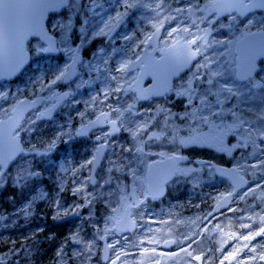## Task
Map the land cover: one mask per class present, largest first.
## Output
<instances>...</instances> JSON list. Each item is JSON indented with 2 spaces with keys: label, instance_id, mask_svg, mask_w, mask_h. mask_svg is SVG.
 Wrapping results in <instances>:
<instances>
[{
  "label": "snow or ice",
  "instance_id": "obj_1",
  "mask_svg": "<svg viewBox=\"0 0 264 264\" xmlns=\"http://www.w3.org/2000/svg\"><path fill=\"white\" fill-rule=\"evenodd\" d=\"M92 8L98 5V0H89ZM87 5L82 4L80 0H0V79L14 76L25 65L28 59V52L35 49L30 48L29 37H35L47 44V47L40 45L39 52L46 53L58 51L55 48V41L49 35L51 28H70L71 20L67 24H50L45 27V17L49 13H60L61 9L71 10L83 8ZM123 11L116 12L115 16H109L106 20H101L97 25L98 30L91 32L81 29V35H77L80 42L77 47L70 49L73 53L72 63L65 64L62 67L56 66L48 68L42 74L37 69L30 83L34 88L39 85V91L47 90L51 93L49 97H38L37 100L26 101L17 100L10 108L3 109L2 118H0V183H10L14 187L21 189L28 188L30 184L35 185L36 178L41 174L32 166L28 159L30 156L44 157L57 148L59 144L65 145V151L69 147H75V141L78 137L88 136L93 129L100 131V135L95 136L96 143L93 146L90 158L79 164V167L72 169L62 168V172L68 173L74 178L72 183V195L80 196V202L71 206H65L59 199V192L64 191L67 183L63 179L60 183L59 191L56 197L49 199L50 206L54 210L53 220H63L68 216L79 217L81 209H91V206L97 202H107L111 204L110 197L116 196L117 203L120 205L119 211L123 213L119 220L115 216H109L108 222H116L126 225L124 231L138 226L137 217L146 215L141 209L149 197L156 199L163 195V184L177 176H188L199 169H181L179 162L187 159L176 152L171 154L160 152L152 155H159L164 164L167 161L166 169L159 174H153L152 169L155 164L148 165L149 172L142 175L143 164L142 157L149 155L145 152L154 141H167L168 144L178 147H187L189 145L209 147L219 152L231 154L234 150L250 149L247 155L241 157L244 163H237L234 168L226 172L207 163L206 166L214 171H220L225 175L234 176L231 190L226 194H221L217 198V204L213 212H219L221 208H227L228 212L236 213L240 209L227 207L228 203L244 201L249 196H254L259 189L262 192L260 199L264 201V19L255 21L253 19L241 20L242 27H236L238 16L247 17L248 14H254L255 10H264V0H208V3L201 7L200 0H186V6L173 7L169 0H122ZM132 8H145L152 14L148 24L151 32H144L143 39L137 43L136 33L125 35L123 39L131 42L129 48L123 51L124 58L114 67L108 68V75L105 77L107 87L96 96L91 97L90 103L93 106V112L96 105L103 104L107 111L100 110V114L95 120H88L83 123L87 110L79 113L81 124L78 128H73L69 121L65 125L59 126L53 136L48 140H40L39 144H31L27 148L20 142V133L34 132L37 121L44 120L51 116L52 107H46L43 111L34 113V118L23 115L25 105L35 107L41 101L51 100L54 97L59 99L53 92V86L59 82L71 78L75 74V65L78 63L76 52L80 45L94 37H111V33L116 26L127 15L128 10ZM211 10L212 16L207 15ZM235 12L236 15H231ZM199 13V15H197ZM222 13H229L225 19H231L232 24H220L219 19L213 23V18ZM78 22L79 17H77ZM88 24L89 20L82 21ZM207 25L200 27V25ZM236 27L240 34L232 41H222L211 39L212 32L216 26ZM175 25V26H173ZM253 27L256 28L253 31ZM26 44L28 46H26ZM219 46H223L221 51ZM148 48L155 56L144 54V49ZM101 52L104 50L101 49ZM129 52L131 55H129ZM225 56L227 58H225ZM258 64L262 65L258 68ZM98 70V69H96ZM133 71L139 72V76L132 82L126 77ZM145 75L153 77L155 86L148 89L139 88V80ZM180 81L179 84L173 83V78ZM137 87H133V84ZM2 89V86H0ZM132 92L136 94V99L148 100L153 96L164 97L168 93L186 101L183 114H176L170 108L159 106L155 110L148 109L143 112L136 109L135 104L121 103L120 94ZM10 93L0 90V99L7 100ZM65 97L69 93L63 94ZM103 100H99L100 96ZM131 98V97H129ZM114 100L115 104L108 103ZM115 117V118H113ZM163 118V123L160 121ZM178 118L182 122L193 121L194 126H189L187 137L178 135L180 129H170V120ZM108 125V130H103V126ZM208 131H202L203 128ZM159 128V131L153 129ZM127 132L130 143L116 145L111 140L116 133ZM228 140L226 145L225 141ZM232 140H236L232 143ZM119 147V153L115 151ZM111 153L106 156L108 149ZM178 150V148H177ZM111 157V158H110ZM106 159L108 167L101 168L105 172L107 179H103L101 184L94 173L100 165L101 159ZM252 158V162L249 159ZM88 171L86 177L75 179L78 173ZM117 184L113 190V176ZM241 173L252 177V183L255 187L249 186L247 190L238 192V188H243L249 184V181L243 180ZM121 176L125 181L131 177L130 183L126 182L122 186L119 184ZM242 181V182H241ZM91 185L92 190L89 191ZM96 189H101L97 192ZM35 191V188H32ZM107 193V194H105ZM47 193H40L39 198L45 199ZM32 200H29L19 211L25 216L32 214ZM117 208H112L116 213ZM264 211V210H262ZM213 212H209L201 220L211 222L209 217L215 219ZM92 212L89 211V217ZM240 222V228L247 229L246 235L233 233L230 239L237 243H245L233 248L227 252L223 245L218 249H208L207 252L199 251L193 245L202 243L198 240L199 234L195 231L191 235H184L183 241L172 240L165 241V244H182L187 242L186 247H180L178 252L157 253L156 248L151 249L142 247V253L151 252L150 259L154 264H160V260L155 257H167L173 264H193L202 262V264H256L264 261V250L258 251L253 241L257 237L264 238V215L257 214L255 217L240 216L236 218ZM244 219L258 221V231H253L252 224L242 223ZM161 223H167L162 221ZM179 223V221H177ZM193 224L196 221H192ZM231 224L232 221H229ZM149 221L139 224L143 230L147 228L149 233L152 229L148 226ZM220 229L216 224L213 231ZM222 230V229H220ZM82 228L70 233L57 251V257L67 264L65 257L79 264H91L93 258V248L96 244V236L91 240H86L82 235ZM103 231L107 234L111 229L105 227L96 229L97 234ZM202 231H207L203 229ZM104 239V236H99ZM159 240L148 239V244H159ZM144 240L139 242L143 245ZM115 244H107L105 252H113L114 259L107 254L103 256L105 261L110 264H118L121 257L129 255L126 251L118 249ZM124 244L131 247H138L137 244L129 245V239L124 238ZM66 245H75L77 247L69 254L65 251ZM251 245V246H250ZM264 249V244L260 245ZM214 251L220 252V257L214 256ZM183 253V256H181ZM9 255H18L17 248L9 250L8 253L0 254V264ZM243 256V258H242ZM143 264V262H141ZM167 264V261H165Z\"/></svg>",
  "mask_w": 264,
  "mask_h": 264
},
{
  "label": "rangeland",
  "instance_id": "obj_2",
  "mask_svg": "<svg viewBox=\"0 0 264 264\" xmlns=\"http://www.w3.org/2000/svg\"><path fill=\"white\" fill-rule=\"evenodd\" d=\"M82 4L87 5L83 8L71 9L67 10L64 13L63 18H58L55 20V23L67 24L68 20H71L70 28L66 27L64 29L61 28H53L56 32H58V48L60 51L59 60L58 62H47V69L48 68H55L56 66H63L67 64L71 58L72 52L70 49L74 48L75 43H80L77 40V35H81V29L87 32H91L93 30H98L97 25L101 20H106L109 16H115L116 12L123 11L122 7V0H98V5L95 8H92L89 0H80ZM193 2H197V0H193ZM201 7L204 4L208 3V0H200ZM169 3L173 7L177 6H186V0H169ZM209 16H212L211 10L206 13ZM78 15L80 17V22L75 21V17ZM151 13L149 10L145 8H132L128 10L127 15L124 19L116 26L115 33L111 34V37L101 36V37H94L90 38L88 42L80 45V50L86 54V57L83 58L82 62L77 68L75 78L69 82L66 86L67 90L69 91L70 97L69 99L61 104L60 108L53 116L50 121H37L35 125L34 132H21L20 138L23 147L27 148L31 144H39L40 140H48L50 139L53 134L59 130V126L67 124L69 121L71 122V126L76 128L81 124V118L79 113L85 112L87 110V115L85 116L83 123L86 122L88 119L93 118L96 114L100 112V110L107 111L104 108L103 104H97L96 110L93 112V106L90 103V99L93 96H96L97 93L102 92L103 89L107 87L105 82V77L108 75L107 69L114 67L116 64L119 63L121 59L124 58L123 51L129 48L131 42L125 41L123 37L125 35H133L136 33L137 36V43L139 39H143L144 32H151L152 29L148 24V20L151 19ZM199 15V13H197ZM85 19L89 20L88 24H83L82 21ZM217 18H213V23ZM253 19L255 21H259L260 19H264V14L259 13L254 17L248 18ZM220 24L229 25L232 24L231 19L226 20H219ZM240 21L237 19L236 27H242L239 23ZM220 24H216L211 39L215 40H222V41H232L234 40L240 33L236 31V27L229 28V27H220ZM175 26V25H173ZM207 25H200V27H206ZM35 49V54L39 52V47L37 45L32 46ZM220 50H223V46H219ZM103 49L104 51L101 52L100 50ZM130 55V52H129ZM38 56V55H37ZM225 58H227L225 56ZM46 62L42 59L37 58L36 61L32 63L29 68L24 70V73L13 81H0V86L5 92L10 93L7 100L0 99V118H2V111L3 109L10 108L13 104L16 103L17 100L29 97L33 98L35 96L44 95L46 96L49 94L47 90L40 92L39 85H36L35 88L30 81L37 74V69H39V73L42 74L45 72ZM98 69V70H96ZM264 75V73H262ZM135 73H130L126 79L131 82L134 78ZM180 81L176 80L174 84H179ZM56 89V85L53 86V91ZM131 97V98H129ZM99 100H103V96L99 97ZM121 103L127 104H135L136 109L140 110L141 112L152 109L155 110L159 106H165L171 109L173 113L176 114H183L185 110V103L186 101L182 100L179 97L174 96L172 93H169L165 97L152 99L144 103H139L135 100V96L128 92L127 94H120ZM108 103L115 104L114 100L108 101ZM46 105H43L44 107ZM41 107V108H42ZM40 111V109L35 110L28 114L27 117L34 118V113ZM115 118V117H113ZM161 123H163V118H159ZM189 126H194L193 121L182 122L178 118H173L170 120V129L178 128L180 131L178 132L179 136L187 137L189 133L187 132V128ZM154 131H159V128L153 129ZM106 131V130H105ZM202 131L207 132L208 129L205 127ZM100 131L96 130L89 140L91 142L96 143L95 136L100 135ZM111 140L115 141L116 145L124 144L128 145L130 143V138L127 132L121 131L117 136L111 138ZM236 140H232V143H235ZM63 147V149H62ZM194 153L205 154V150L202 149L201 146H196ZM70 148V147H69ZM69 148L65 151L64 144H59L55 150L49 153L47 156L40 157H29L28 159L31 161L32 166L36 168L39 172V168L43 167V162L47 164L51 160L53 154L57 151L59 152L58 156L65 158L64 164L60 165L58 168V183L54 186L53 189L47 191L45 186L39 184L37 181L35 185L30 184L28 188L21 189L19 187H14L10 183H0V188L8 185L12 189L16 190V198H12L10 196H5L1 194L0 190V238H2V242H6L7 236L11 235L12 240H8L7 247L2 248L0 247V254L8 253L9 250L13 249L14 247L17 248L18 255L12 256L9 255L7 259L4 261V264H64V261H61L57 257V251L53 252L50 258L47 260L46 254L44 258L42 257V248H47V241L45 240L43 228L45 223L48 221H52V216L47 215V205L50 206L49 199L56 197L57 192L60 188L61 180L63 179L67 183L64 186V191L59 192V199L62 203L66 204L70 202L71 205L74 203L80 202V196H73L71 189L74 187L72 181L73 177L71 175V171L68 173L62 172V168L72 169L74 167H79V164L84 162L81 159V162L78 161L76 164L69 163L70 162V150ZM178 148V150H177ZM59 149V150H58ZM181 147L173 146L167 143V141H154L148 147L145 148L146 153H150L149 155H145L142 157L143 164L140 167L143 169L142 175H145V166L147 162L152 159L153 157H159V155H152L155 153L165 152L171 154L172 152L178 153ZM112 149H108L107 153L105 154L108 156L111 153ZM115 151L119 153V147H116ZM250 152V149H240L234 150L231 154L227 153V157H229V164L235 167V165L239 163H244L241 160V157L247 155ZM210 155V154H208ZM111 158V157H110ZM249 162H252V158L249 159ZM108 167L107 160L104 159L102 165L96 172V179L102 184L103 179H107V175L105 172L101 171V168L106 169ZM87 174V170H84L81 173H78L75 179H79L83 177V175ZM245 175L244 173H241ZM115 175L113 176V190L117 181L115 180ZM250 179V185L255 187V184L252 183V177L249 175H245ZM85 177V176H84ZM131 177L128 178V181H125L124 178L121 176L119 184L122 186L124 183H130ZM187 182L191 185V187H196L198 185H202L207 183H220L211 176V173L205 168V171H202L200 175H188V176H177L175 180H173L168 185V195L160 202H152L149 199L145 202L142 206L141 212L147 213L146 215H142L141 217H137L138 219V226L134 228L133 232L130 234L122 233L114 229V222H108L109 216H115L117 219L121 216V211H119L120 205L117 203V197L113 196L109 199L111 200V204L107 202H100L99 200L95 202L91 209H81L80 216L71 222L70 228L73 229L74 227L80 225L81 228L84 229V233L82 235L86 240H91L93 236H96V244L93 248V258L91 264H102V260L100 258V250H101V239L99 236H105L107 244H115L117 240L120 241V244L117 245L118 249L121 251H126L129 253L127 257H121V261L123 264H154L153 260L150 259L152 256L151 252L149 253H142L141 248H156L157 253H167V252H178L180 247H186L187 242H183L182 244H174L169 249H164L161 247V243L163 240L171 238L173 240L183 241L184 235H191L193 231L197 232L199 235L195 237L198 240H202V243L198 245H193L194 248H197L198 251L195 254H199V251L207 252L208 249H218L221 245L224 246L227 252H231L233 248L245 243L244 241H240L237 243L235 240L230 239V236L233 233L238 235H246L244 231L247 229L240 228V222L237 221L236 218H229L227 216H223L218 218L211 226H207V223H201V216L199 211L191 212L190 208L192 207L190 203L184 200V197L178 193L177 183L178 182ZM248 186V187H249ZM35 188V191L32 188ZM89 191L92 190V187L89 186ZM97 192L101 191V189H96ZM170 191V195H169ZM63 192H66V195H63ZM40 193H47V197L45 199H40ZM178 193L177 196L175 194ZM215 193H218L215 191ZM256 193L261 197L262 192L261 190H257ZM107 194V193H105ZM213 195L210 197L212 198ZM32 200V214L30 216L25 217L19 209L23 208L24 205L29 201ZM40 202H44L45 206H42ZM260 202L263 203L260 199ZM35 206L41 209H44L46 212L45 215H41L40 211H35ZM112 208H117L118 211L116 213L112 212ZM204 206H200L199 210L202 212ZM260 215H264L261 213ZM53 210V208H52ZM104 210V211H102ZM89 211L92 212L91 217H89ZM100 211V212H99ZM190 211V212H189ZM197 217H200L201 220H197ZM49 218V219H47ZM216 219V218H215ZM149 221V227L152 229V232L149 233L147 228L141 229L139 224L144 223V221ZM162 221H167V223H161ZM179 221V223H177ZM192 221H196L195 224ZM229 221H232L230 224ZM219 224L220 229L213 231L215 225ZM108 227L111 229L107 234L103 231L97 234L96 229H103ZM42 228L41 233H39L40 237H35V232H38ZM203 229H207V231H202ZM127 237L129 239V245L137 244L141 240H144L145 243L143 245H139L138 247H131L124 244V238ZM156 239L159 240V244H148V239ZM257 247L258 251L264 250L260 248L261 244H264V240H260L259 243H254ZM251 246V245H250ZM77 247L75 245H70V248H65V251L71 254L74 248ZM110 258H115L113 252L109 250ZM219 251H214V256L219 258L220 257ZM183 256V253H181ZM243 258V256H242ZM155 259L160 260V264H173L172 261L168 260L167 257H160L157 256ZM67 264H74L73 261L68 260L65 257ZM264 261H257V263H262ZM75 264H79L78 261ZM121 264V262H118ZM183 264V262H181ZM193 264L195 262L193 261Z\"/></svg>",
  "mask_w": 264,
  "mask_h": 264
},
{
  "label": "trees",
  "instance_id": "obj_3",
  "mask_svg": "<svg viewBox=\"0 0 264 264\" xmlns=\"http://www.w3.org/2000/svg\"><path fill=\"white\" fill-rule=\"evenodd\" d=\"M35 59H37V57H35ZM70 160L73 161L74 163H77L78 160H80V158H83L80 156L81 152L84 150V148L80 147L79 145L75 147H70ZM64 160H66L65 158H61L59 159L58 157V152H56L55 154H53V156L51 157V160L49 161V163L47 164L46 162H43V167L39 168V173L41 174L38 178H36V181L45 186V188H47V191H50L51 189L54 188V186L58 183L57 177H58V165L60 163H63ZM1 190V194L7 197L10 196L12 198H16V190L12 189L11 187H9L8 185H5L4 187L0 188ZM66 195V192H63V195ZM40 204L42 206L44 205V202H40ZM65 206H71L70 202H67L65 204ZM35 211H40L41 215H45L46 216V212L44 211V209H41L40 206L37 207L35 206ZM104 211V210H102ZM100 212V211H99ZM47 215H54V210H52L51 206L47 205ZM49 219V218H47ZM71 223H66V224H56L52 221H48L45 223V226L43 228V233H44V238L47 241V248H42V257L44 258L45 254H46V258L47 260L50 258V256L52 255L53 252H56L59 250L61 244L65 241V238L72 232L77 231L78 227H80V225L74 227L73 229L70 228ZM83 229V228H82ZM42 228H40V230L38 232H35V237H40L39 233H41ZM84 231V229H83ZM82 231V232H83ZM84 233V232H83ZM12 240V236L9 235L6 238V242H2V238H0V247L2 248H6L7 247V242L8 240ZM65 248H70V245H66Z\"/></svg>",
  "mask_w": 264,
  "mask_h": 264
},
{
  "label": "flooded vegetation",
  "instance_id": "obj_4",
  "mask_svg": "<svg viewBox=\"0 0 264 264\" xmlns=\"http://www.w3.org/2000/svg\"><path fill=\"white\" fill-rule=\"evenodd\" d=\"M61 14L62 13L50 15L48 20L51 18V16H54L53 17L54 21L57 20L58 18H63V15H61ZM254 15H256V13L250 14L245 18H240L239 21L245 20L246 18L248 19V18L254 17ZM223 19L226 20L225 18H223ZM255 30H256V28L253 27V31H255ZM261 66L262 65L258 64V68ZM225 143L227 145V143H228L227 139H226ZM201 147H202V149L205 150V152H206L205 154L194 153L195 149H196L195 145H189L187 147H181V149L178 151V154H181V155L186 154L188 159L185 163L179 165V168H181V169H191V168L199 169V171L191 173L192 175L201 174L202 171H205V168H206L209 171V173L213 174L214 173L213 169L206 166V164L209 162L203 163L202 161H213L217 164L224 165V166L230 165L229 164L230 161L228 160L229 157L226 156L227 152L222 153V152L216 151V150L209 148V147H203V146H201ZM208 154H210V155H208ZM179 187H181L180 184L177 185V188H179ZM203 190H205V193H208V190L206 187L203 188ZM230 190H231V187H229L228 191H230ZM245 190H247V188L241 189L239 192L242 193ZM228 191H226L225 193H227ZM225 193H223V194H225ZM254 196H255V198L253 196H249L244 201L232 202L230 207L234 208V209L238 208L241 211H237L236 213H232V212H228L226 210L223 212L222 216H228L230 218H237L240 216H244V217L253 216V217H255L257 214L260 215V209L259 208H261V213L264 214V211H262V210H264V202L263 203L260 202V197L256 192H255ZM242 223L252 224L253 225V228H252L253 231L259 230L258 229V221H257V223H254L253 220L244 219L242 221ZM246 233H247V230L244 231V234H246ZM260 240H264V238L259 237L257 239V241H260ZM255 242H253V244Z\"/></svg>",
  "mask_w": 264,
  "mask_h": 264
},
{
  "label": "water",
  "instance_id": "obj_5",
  "mask_svg": "<svg viewBox=\"0 0 264 264\" xmlns=\"http://www.w3.org/2000/svg\"><path fill=\"white\" fill-rule=\"evenodd\" d=\"M61 11V10H60ZM225 14H229V13H222L220 16H222V15H225ZM48 15V14H47ZM46 19H47V16L45 17V21H44V23L46 22ZM51 36V35H50ZM53 37V36H52ZM31 38H35V37H29V39H31ZM53 39H54V41H55V38L53 37ZM41 41V40H40ZM43 42V41H42ZM44 43V42H43ZM45 45H46V47H47V44L46 43H44ZM55 48H56V41H55ZM146 49V48H145ZM58 53V51H52V52H46V53H44V54H47V55H56ZM144 54H146L145 53V51H144ZM148 55H151V53L149 52L148 53ZM76 56H77V58H78V63L75 65V68H76V66L79 64V62H80V60H81V56L80 55H78L77 54V52H76ZM28 61H29V54H28V59H27V62L25 63V65L28 63ZM71 63H72V61H71ZM70 63V64H71ZM24 65V66H25ZM23 69V68H22ZM21 69V70H22ZM21 70L19 71V72H17L16 73V75L18 74V73H20L21 72ZM16 75H14V76H9V77H5V78H3V79H0V80H7V81H10V80H12ZM75 75V74H74ZM74 75H72L71 76V78L70 79H72L73 77H74ZM140 74H139V72H138V74H137V76L136 77H138ZM70 79H68V80H70ZM174 79H176L175 77L173 78V80ZM68 80H65V82H67ZM146 82H149V84L146 86V87H143V84L144 83H146ZM139 88H141V89H148V88H152V87H154L155 86V80L153 79V77H151V76H147V75H145L142 79H140L139 80ZM133 87L135 88V87H137V85L134 83L133 84ZM56 94H57V96L59 97V99H56L55 97L53 98V99H51V100H46V101H49V102H54L50 107H52L53 108V110H52V113H51V116L49 117V118H45L44 120H49L51 117H52V115H53V113H54V111L57 109V107L59 106V104L62 102V101H64V100H66L67 98H68V96H64L63 94L64 93H67V92H55ZM136 95V94H135ZM152 98H156V96H153ZM38 99V97H35V98H33V99H28V98H25V99H22V100H26V101H32V100H37ZM138 101H145V100H143V99H138ZM42 102L43 101H41L40 103H38V104H36L35 105V107H28L27 106V104L25 105V110L23 111V115H24V117L26 116V114L29 112V111H31L32 109H35V108H38L41 104H42ZM99 115V114H98ZM96 118V117H95ZM93 120H95V119H93ZM106 126H108V125H104L103 127H106ZM109 127V126H108ZM94 130V129H93ZM117 134V133H116ZM101 161H102V159H101ZM160 161L161 160H155V161H152V162H150L148 165H152V164H155L156 165V167H154L151 171H152V173L153 174H159V173H162L165 169H166V167H167V161H165V163L164 164H161L160 163ZM183 161V160H182ZM182 161H180V162H182ZM179 162V163H180ZM101 163V162H100ZM147 165V166H148ZM214 165V164H213ZM216 168H218V169H222V170H224L225 172L228 170V169H231V167L230 168H226V167H221V166H217V165H214ZM148 172H149V169H148V167H147V172H146V175L148 174ZM216 173L219 175V176H222V177H225L226 179H228L229 180V182L233 185V180L235 179V177L234 176H229V175H225V174H223L222 172H220V171H216ZM95 174V173H94ZM244 180V179H243ZM170 181V180H169ZM168 181V182H169ZM242 182V181H241ZM165 185H166V183L165 184H163V186H162V188H163V194H164V191H165ZM239 189V188H238ZM237 189V190H238ZM163 195H159L157 198H160V197H162ZM228 205H229V203H228ZM227 205V206H228ZM216 206V205H215ZM214 206V207H215ZM225 208H221L220 209V211H222V210H224ZM213 212V211H212ZM215 213H217V212H213V215L215 214ZM76 216H68V217H66V218H64L63 220H56L57 222L58 221H65V220H68V219H71V218H75ZM126 227V225H124V224H121V223H116L115 222V228L118 230V231H120V232H122V233H129V232H131L132 230H133V228H130L129 227V230H127V231H124L123 229ZM166 241H172V240H166ZM101 242H102V249H101V255H102V260H103V262L104 263H106L107 261H105L104 259H103V256L105 255V254H107L108 256H109V251L106 253L105 252V246L107 245V243H106V239H105V236H104V239H101ZM172 245V243H168V244H165V241L162 243V247H164V248H169L170 246ZM199 263V262H198ZM110 264V263H109Z\"/></svg>",
  "mask_w": 264,
  "mask_h": 264
}]
</instances>
